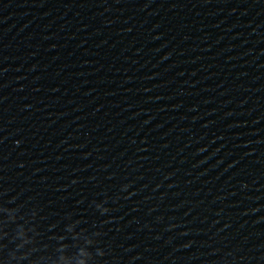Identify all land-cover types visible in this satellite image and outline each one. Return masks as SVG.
Here are the masks:
<instances>
[{"label":"water","instance_id":"95a60500","mask_svg":"<svg viewBox=\"0 0 264 264\" xmlns=\"http://www.w3.org/2000/svg\"><path fill=\"white\" fill-rule=\"evenodd\" d=\"M230 264H264V0H120Z\"/></svg>","mask_w":264,"mask_h":264}]
</instances>
